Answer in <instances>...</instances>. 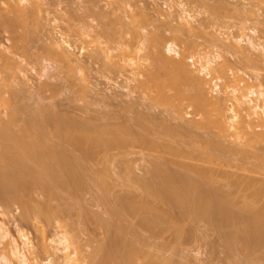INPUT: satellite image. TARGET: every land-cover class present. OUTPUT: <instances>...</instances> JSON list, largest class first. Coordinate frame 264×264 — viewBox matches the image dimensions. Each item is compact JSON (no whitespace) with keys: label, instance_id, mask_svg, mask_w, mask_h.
<instances>
[{"label":"bare ground","instance_id":"1","mask_svg":"<svg viewBox=\"0 0 264 264\" xmlns=\"http://www.w3.org/2000/svg\"><path fill=\"white\" fill-rule=\"evenodd\" d=\"M0 1H1L0 2L1 5L3 3V5L0 6L2 7L0 8L1 9L0 25L2 22V25L6 24L9 27V25L13 23V22L11 23V21H15V20L17 21L20 19L17 22L21 21L20 25L21 23H23L22 26H19L22 29L21 31H19L22 32L21 36L23 37L26 34L24 36L26 37V39L28 37H32L29 36L30 33L29 34H27L28 32L26 33V30L23 28V25L25 26L26 24V26H28L27 25L28 22L31 23L29 21L30 18L32 19L31 21H33V24L34 21H36L34 19H36V12L39 8V5L37 4L38 2H36L38 0H0ZM255 1H256V6L258 7L264 5V0H255ZM184 6L185 5L182 3L178 4V7L181 9L180 14L182 15L180 17L179 14L178 19L185 21L187 24L189 23L191 24L190 21L193 20L194 16L191 14L190 11H187ZM217 8H219V6ZM220 10L217 11L216 9L215 11L211 12L209 9L206 10V12L209 11V16L211 17V19L223 20L226 18H230L229 15L227 16V14L226 15L221 14L222 11ZM14 16L17 17V19ZM13 17L15 18V20L13 19ZM16 21L15 23H17ZM2 25L0 27H2ZM7 26H5L4 29ZM23 29L25 30V32H23ZM174 29L175 31L172 33L173 34L172 37L176 40L181 39L182 41L184 35L190 34L191 36L193 34L192 32L191 34L187 30H184L186 28L184 27L183 29L182 24H179L178 27H175ZM243 29L244 30L246 29L247 31L253 34H255L257 31V29L254 27L242 28L241 30ZM10 31L11 34L13 31L12 30ZM23 33L25 34L23 35ZM155 33L156 35L153 34L152 36L151 34L150 35L151 37L148 34L149 39L148 41L146 40L147 42H149V46L148 44H146L148 46V48L146 46L148 50L145 49L147 52H145V54L141 56L144 59V64L139 63L137 61L134 64H132L133 60L132 61L129 60V63L133 65L132 68L133 67H135V69L140 67L143 68V71H141L140 68V71L144 72L141 73V75L144 76V79L141 78L140 79L141 81L139 82V88L141 89V92L142 91L145 92L147 96L151 98L150 100L154 101V103H157L162 107L164 106L167 109V111L169 110V112L172 115L171 118L174 117L173 119L178 118V120L181 119L180 121H183L182 112L185 110V108L193 109L194 112L198 111L199 116L201 115L200 116L201 118L200 117H199L200 119L198 118L199 120L197 119L190 120L188 124L185 125L184 123L183 126H180L181 128L179 127V129L188 131V133L193 129L196 130L197 128H199V130L204 129L205 131L211 130L213 131L212 133L215 136V137L213 136L214 137L213 138L211 137L213 135L212 133L210 134L209 131L205 133V131L202 130L206 134L207 138H209L207 135L209 133L210 138L207 139L205 136L204 139L206 138L207 140L204 141L201 138L199 142L196 141V139H193L192 136L190 137V134L189 136L187 135L189 137L188 139L192 138L191 139L192 142L196 141L199 142L200 144L201 142H205L203 143L204 145L203 144L198 145L199 143L193 144L190 140L188 141L186 136L187 143L190 142L193 144V145L186 144L187 146L191 148L194 147L193 148L194 150H200L201 147L203 146L202 149L204 150L201 153L203 154L202 155L203 159L202 161L201 159H198L199 164L198 163L179 164L178 159L188 158L191 160H195V158L193 157L189 158L190 152L186 153L185 150L180 151L179 149L182 148V145H180L181 148H177L178 146L177 147L175 146L174 149L171 147L172 146L171 144L170 147L168 145L162 144V147L163 148L165 147L164 148L165 152L168 151L166 154L171 153L172 155L171 158L173 157L175 158V156L177 157V160L174 162V164L183 167L182 169H184L183 170L184 173H180L179 176H178L179 174L178 172H177L178 174L176 175L175 173L176 171H174L173 173L170 172L169 174L168 172L169 168L168 170H166V166H165L166 163H170V162L172 163V161H174L176 158L175 159L173 158L174 160L172 159L170 161L167 160L168 162L167 161L164 162L161 153L158 152L164 150L163 148H160L161 150H159L161 144L157 142V140L163 139L164 141L168 138L170 140L171 139L180 140V139H176L179 137L180 130L177 129L178 127L174 128V125L172 126L174 129H171L172 127L170 128V126L168 127L167 125H164L166 127L163 128V124H162V130H160V132L156 129L157 132H159L157 134L155 133L156 131L155 129H154L155 131L152 130V128L154 127L149 126L151 128V131L149 130L150 128L146 124L147 118L145 119L143 118L144 116L142 117L141 115L136 116L137 118L139 117L138 120L135 117L137 121L135 120V118L133 119L137 123L139 121V124L141 125L140 126L135 122L137 124V125L135 124V126L136 127L139 126L138 130H140V127L145 128L140 130L141 132L138 131L136 132L137 130L136 127L134 125L132 126V122L131 124L128 122L130 125L126 123L127 119L125 120V118L124 119L122 118L123 120H125L124 123L121 122L122 125H118L117 123V126L115 125L114 127H112L111 124H108L106 122L104 124L103 123L93 124L91 123L92 122L91 120H89V122L87 119H85L84 121L83 120L79 121L76 119L73 120V118L70 119L62 118L58 115H57L58 116L57 119L52 120V117L53 119L54 116L56 118V115L55 114L53 115V111H50L52 113H49L48 115L49 111L47 110L48 111V112L46 111L47 113L42 112L44 115L41 113V116H39L40 113L38 112L42 111V110L40 111V109H38L37 111L33 110L32 113L31 109L30 108L28 109L27 105L25 104L24 105L26 107L24 106L20 108H19L20 105L14 104V106H12L13 103L11 104L9 102V98L7 99L3 98L2 96L3 91L0 87V108L4 105H6L5 106L6 108L8 105L9 108V110L8 108L6 109L7 114H5L6 115L4 117L5 120H2L0 118V204L1 206L2 207L5 206L7 209V207L8 208L10 207V204H12L13 206L16 204V206H18V208L21 211L20 216H22L25 220L28 219L36 220L37 222L40 223L39 227H43L44 225L49 226V224L52 223L53 220L56 221L57 219L58 221H60V219L63 217L62 214H63V209H65L64 207H66V210L64 211H68L70 210V208H72L69 206H73L74 204L80 203L79 201L81 200L80 197L83 190L86 189L88 190L90 187H94L99 192L97 199L98 202L103 206L104 213L107 216L104 219L101 216L94 214L91 211L89 212L84 208L83 210L81 209V211H83L81 217H80L81 212L79 210H78L79 213L76 212L77 213L76 216L78 217L76 218L78 220L81 219L78 222V224L83 226L85 230H88V226H92L93 229L100 228L103 229L105 232V240H104L105 243L102 242L103 244H101V246L92 249L90 255L88 256L87 263H85V260L83 258L79 257L77 249L75 248L72 249V245H71L72 243L70 242V240L72 241V239L68 237L65 231L66 229L64 230L61 229V231L54 234L53 238L49 240L51 244H54L53 252H51L50 255L48 254V257H46V260L42 264H172L170 260L146 250V248L150 247L151 245L149 244L146 236L144 235V233L146 232L149 233L151 237L156 238L159 237L160 234L164 232L167 227H170L172 228L173 237L175 240H179L184 235L186 236L189 235V237L194 236L195 235L194 228L191 229L177 228L176 221L174 220V217L171 214V208H175L178 211H180L182 216L187 218L190 222L193 223L198 221L207 222L211 227V229L220 236L225 246L226 257L228 260L233 262L235 260L234 257L237 254H241V256L243 257L242 260L239 261V263L238 261L236 263L235 260L234 261L235 264H250L251 261L254 260H257V262H259L260 264H264V180L261 179L258 180L250 175L245 174L244 176L242 175V177L241 175L239 177H235L237 180L229 181L231 174L228 173L229 175L228 176L226 175L227 174L226 172H224L223 174L219 170L222 167L221 163L223 162V160L226 161L224 162L226 164L230 163L229 161H231V159L229 160V158L230 155H232L233 153H235L234 155L237 156L239 154H240L239 156L244 154L243 153L244 151H242V149L240 152L239 149L236 147H234L235 151H233V149L231 148H233L234 145H232L230 150L229 149L226 150V147L228 145L225 147L224 143L226 142V138H227L226 136L230 135V132H228L229 128H231L230 130L233 129L232 131H234V133L232 134L235 135L233 136L236 139L239 138L238 140H241L243 138L242 139L243 141L245 138L244 141L245 142L249 141L250 143H253L252 146L254 145L255 147L261 145L264 146V134L262 133L260 134L259 132L260 130L257 131L256 128V126L264 127L262 126V124L264 123L262 124L260 123L264 121V119L259 120L260 116L256 117L257 115L254 114V111L257 109L259 105L258 103L256 105L255 104L252 105V102L254 100L251 99L253 97H255L254 99L256 100L264 99V90L255 91L254 88L250 89L249 92H247L248 94L244 95V97L241 98V100H243L244 103L240 100V97L238 99L235 95L233 96L234 99L236 100L238 99L239 103H236V105L238 104L236 106L238 108V111L239 108L241 107L243 111L247 110L245 114L246 113L248 114V115L247 114L243 115L242 116L243 118L240 119L241 121L237 120V125H234L236 123L234 122V124L232 125L235 128H233V126L230 124L231 122H229L232 121V119L229 120L228 116L230 114L227 111L228 109L227 110L225 109L227 106L225 107V103H223L226 101L224 100L222 101L221 96L220 97L218 96L220 99L219 98L216 99V97L214 98V96L212 97V95L210 96L209 93H207L208 91L207 90L208 88H206L207 82L205 83L204 82L205 80L201 78L199 74L198 77L197 74L193 71L194 69L191 70L192 67H190V65L187 64L188 62L185 61L184 59L185 55L183 56L182 54L181 55L182 58H181L177 50L178 48L177 45H175L172 42L167 44H164L165 42H163L165 46L162 47L163 44L161 43L162 42L161 41L162 39L160 38L161 35L159 36V33L157 31ZM32 35L34 36V34ZM14 36H12L11 38H13ZM22 37L21 39L20 38L17 39L16 36L14 37V39L18 41L24 39V37L23 38ZM243 37L245 38L243 39ZM245 40H246L245 43L247 49H250L251 51L253 50L252 52H258L259 56H261V54H264V44L260 42H254L252 38H250V36L241 35L240 37H238V39H235V42L239 44L240 42ZM12 42L15 43L13 39ZM29 42L30 41L28 40L27 44ZM20 43L19 45L21 46L22 44ZM216 43L217 44L214 43L215 45L214 44L213 45L218 49L224 50L227 53H231V56L236 55L240 57V60L242 57V59H245L248 62H250L251 58L249 57L248 59V57L245 56L246 51L240 49L236 45L235 47L234 43L224 44L223 42L221 44L220 41ZM192 44L193 43H191V45ZM71 48L72 46L68 43L67 40L63 38H59V40L53 42L51 41L50 44H48L47 46L45 45L43 48L44 49L43 52H45L46 57L48 56L50 61L56 63L57 67L73 70L74 66L73 68H71L72 67L71 65L77 63L78 61L77 59L72 57L70 53ZM140 48H138V50ZM241 50H243L244 52H242ZM109 52L110 51H105L104 53L107 54ZM165 52H167L168 54L172 53L173 55H176L178 59L175 60L173 58L174 59L173 60L171 59V57H167ZM249 53L247 52V54ZM220 57L221 56H219V53L218 54L216 53L214 56L215 60ZM258 61L259 60H257V62ZM109 63L110 65L112 64L111 62H108V64ZM250 63L254 64L255 62L254 60H251ZM14 64L15 63L13 62V59L9 55L8 56L7 54L5 55L4 52L0 53V66L3 69L7 70L5 72L8 73L10 77H11V71H13V68H15ZM211 64L212 61H207L202 65L199 64L200 67L201 66L202 67L200 68L198 66L200 70H198L197 72L199 71L207 72V69ZM224 64L223 67L225 66ZM261 64L264 63H262L261 61ZM217 69H219V67H217ZM43 71L45 70L43 69ZM69 74L71 77V74H73V72ZM223 76L224 74L221 77ZM254 76H256V78L259 79V73L254 74ZM6 78L2 77L0 81L2 82ZM5 81L7 80H4V82H2L4 83V86H6ZM233 81L236 80L232 79V82ZM259 84L257 85V87L259 86ZM41 85L43 89L44 88L47 89L48 85L51 86L50 84L47 85L44 82L42 84L40 83V86ZM236 86L237 85H235L234 89L230 91L232 93L235 92L237 95L240 94V92L239 93L236 92L235 89ZM215 87L217 86L215 85ZM237 88H241V86ZM48 90L49 89H47V91ZM52 90L53 88L51 87V91ZM238 90L240 91V89ZM220 94H223V91ZM227 94H230L228 93V90H227ZM17 96L18 95H16V97ZM16 99H19V97ZM16 101L15 103H18ZM241 105L244 106V108H242ZM231 109L232 108L230 107V110ZM45 110L46 109H44V111ZM35 111L37 115H34L36 114L34 113ZM250 111H253V114L256 115L253 117V119L255 118L256 122L259 124V125L255 124L256 125L255 127L253 125L255 121L252 123L253 119H249L251 120V122H249V120L245 122L246 119L244 118V116H246V118L247 116L248 118L250 116H253L252 112ZM1 112L2 111L0 109V113ZM22 114L26 115L27 118ZM21 115L24 116L25 119ZM236 115L237 114H235L231 118H234ZM59 117L60 120L58 119ZM141 117L142 119H140ZM43 118L44 119L47 118L48 120L51 118V120L49 121H53L51 122V124L53 123L52 126L55 127L53 128V130H55L56 132H53L52 138L49 136L46 130L49 121L46 120V122H48L46 124L45 120L43 122L42 120ZM127 118L128 120L131 119V118L129 119V117ZM65 119L66 121H64ZM143 119H145V122L142 121ZM18 121L21 122L20 125L21 128L18 129V131L13 130L12 127L14 126L15 128L16 124L19 123ZM144 124L146 125V127L144 126ZM180 124H182V122ZM131 126L135 127L136 130ZM130 129H132L134 133L136 132L135 135L133 132L131 133L132 130ZM144 130H145L144 132L145 136L144 133H142ZM137 133L139 137H137L138 136ZM146 133H148L149 135H146ZM152 134H156V136H154L155 140H153V138L151 139V137H153ZM146 136H149L150 139ZM237 136L239 137L237 138ZM179 138H181V136ZM52 139L55 140L52 141ZM136 139L139 142H142V144H144L149 150H151L152 152L154 151V153L156 152L155 150L157 149V155L158 153H160V156L158 157L159 158L161 157L162 163L160 162L161 160H159V158L157 159V156L155 155V161L153 160L155 164L152 165L154 166V169L151 168V170L153 169L152 170L153 174L150 172L151 174L150 176H148L150 178L148 177L146 178V176L145 177L134 176L135 178L130 177L127 172L128 168L125 169L126 166L123 167L124 169L122 170L123 172L121 171V175L125 174V176L124 175L122 176L128 183L127 186L132 188H137L140 191V193H142L143 195L139 198V196L128 192L125 194L121 193L119 196H113L111 193L112 187L110 182L108 181L109 170L106 166L108 162V158L106 156H108V154L113 150L124 149L129 144H132L133 140L134 142H136L137 141ZM213 139L215 140L213 141ZM249 142L248 145L250 144ZM167 143H169V141ZM158 144H160V146H158ZM184 144L183 146L185 148ZM245 144L247 145V143ZM214 146L217 147L218 149L214 148ZM262 146L260 148H262ZM224 147H225L224 151L228 154L229 158L227 157V155H224V153H222L224 151L221 152L220 150ZM217 150L220 151V154L222 156L218 153ZM182 151H184L185 154ZM165 152L163 153L165 154ZM101 154L104 156L100 157ZM246 155L247 154L245 153V155L241 156V158L243 157L242 159H246L247 157H244ZM224 156L225 159H223ZM252 157L255 158L257 162L259 161L257 166H255L257 168L253 169L254 172L264 171V152H261L259 154L255 153L253 154ZM102 158L104 161L103 167L101 169H94L95 161H99ZM156 159L157 162L159 161L158 163L156 162ZM215 161L216 162L220 161L219 163L218 162L217 163L220 164L221 167H219L220 165H218ZM239 168L241 169L243 168L242 169L243 171L245 170L244 167H239ZM218 170L222 173L221 175L223 176L219 175L220 173H218ZM253 170L251 172H253ZM247 171L249 170H245V172ZM128 176H129V180H128ZM217 176L219 178L221 177V179H219ZM155 201H158L161 204H165L168 207V209L166 210L159 209L157 204L153 203ZM70 212L72 213V210H70ZM67 213L69 214V211ZM62 227L66 228V226L61 223L60 228ZM40 231L41 230H39V232ZM17 233L19 234L21 244H17L16 240L7 241L6 239L9 233L8 231H6V228H4L3 225L0 223V241L2 242L7 241L4 244L6 247L3 246V249L0 248L1 249L0 264H30L29 263L30 259L26 256L27 253L26 251L29 249H27L26 251L24 250L25 247L31 248L29 247L30 242H28L27 236L24 233H22L21 231H18ZM39 235L40 236L37 242V247L43 252L47 253L45 236L42 231L40 232ZM164 248L165 247L163 245L156 246L157 250H162ZM51 256L54 258H52ZM53 259L54 260L56 259L58 262L54 263L52 261ZM32 262L33 264H40L37 263L36 258L32 259Z\"/></svg>","mask_w":264,"mask_h":264},{"label":"rangeland","instance_id":"2","mask_svg":"<svg viewBox=\"0 0 264 264\" xmlns=\"http://www.w3.org/2000/svg\"><path fill=\"white\" fill-rule=\"evenodd\" d=\"M36 2H38L37 4L39 5V8L36 12V19H34L36 21H34L33 24V21H31L32 19L30 18L29 21L31 23L27 21L28 26H26L25 24L26 28L23 25V28L26 30V33L27 32H28L27 34L30 33L29 36L32 37H28L26 39V37H24L26 34L23 33V35L25 34L23 36L25 40L22 39L17 41L16 39H14V37L16 36L17 39L19 38L21 39L22 32L19 31H21L22 29L19 26H22L23 24L21 23L20 25L21 21L17 22L20 19L16 21L15 18L17 19V17L15 16H14L15 18L13 17V19L17 23H15V21H11V23L13 22L12 23L13 25L10 24L12 26L9 25L8 27L6 24H3L4 25L3 26L1 22L3 28L0 27V53L4 52L5 55L6 54L7 56L9 55L13 59V62L15 63L14 64L15 68H13V71H11V77H10V75H8V73L5 72L7 70L3 69L0 66V70H2L0 71V79H2V77L6 78L8 76L6 79H4L7 80L5 81L6 86H4V83H2L4 82L3 80L2 82L0 81L1 82L0 84H3L0 85V87L3 91L2 94L3 98L5 99L9 98V102L11 104L13 103L12 106H14V104L20 105L19 106L20 108L27 105V108L28 109L30 108L32 113L33 110L37 111L38 109H40V111L41 110L42 111L38 112L40 113L39 116H41L42 112L44 113L47 110L49 111V112L47 111L48 115L49 113H52L50 111H53V115L55 114L56 118L54 116V119L52 117V120L57 119L58 116L66 119L73 118V120L76 119L79 121L82 120L84 121L85 119H87L88 122L89 120H91L92 122L91 121L90 122L93 124L94 123L104 124L106 122L108 124H111L112 127H114L115 125L117 126V123L118 125H122L121 122L124 123L126 119L128 120L127 117L131 119L128 121L126 120V123L129 122L131 124L132 122V126L133 125L135 126V124L137 123L136 121L139 119V117L137 118L136 116L141 115L142 117L144 116L143 118L145 119L147 118L146 124L148 125V127L149 126L154 127L152 128V130L157 129L159 132L160 130H162V124H163V128L166 127L164 125H167L168 127L170 126V128L174 125V128L178 127L177 129H179V127L183 126L184 123L185 125L188 124L190 120L193 119L199 120L201 118L200 117L201 115L199 116L198 111L194 112V110L190 108H185V110L182 112L183 115L182 117L184 122L180 121L181 119L178 120V118L177 119H173L174 117L171 118L172 115L169 112V110L167 111V109L164 106L162 107L161 105L154 103V101H151L150 100L151 98H149V96H147V94L143 91L142 94L141 89L139 88V82L141 81L140 79L141 78L144 79V76L141 75V73H144L141 72L143 71V68L140 67L141 71L140 68H136V69L135 67L132 68L133 65L129 63V60L131 61L133 60V63L131 62L132 64H134L136 61L144 64V59L141 56H143L145 52H147L146 50H148L147 49L149 46V42H147L149 39L148 34L152 32L151 33L152 36L153 34L156 35L155 33L156 31L159 33V36L161 35L160 38L162 40L161 39L160 40L162 42L161 41L160 42L162 44L163 42H165L164 44L172 42L175 45H177L178 47L177 50L180 56L182 54L183 56L185 55L184 56L185 58L184 57L183 58L185 59V61L188 62L186 63L190 65V67H192L191 70L194 69L193 71L197 74V76L199 74L200 77L203 78L205 81L203 79L202 80L205 83L207 82L206 88H208L207 90L209 91L208 92L206 90L207 93H209L210 96L212 95V97L214 96V98L216 97V99L221 96L222 101L223 100L226 101L223 103H225V107L227 106L225 109L226 110L228 109L227 111L230 114V115L228 114L229 120L232 119V121H229L231 122L230 123L231 125L234 124V122H236L234 125H237V120L241 121L240 119L243 118L242 116L247 114V113L245 114V112L247 111L245 110L246 107L244 109L245 111H243L241 107L239 108L238 111V108L236 107L238 105V104L236 105V103H239L238 102L239 97L241 100V98H243L244 95L248 94L247 92H249V90L253 88L255 91L264 90L262 89L264 88V64H261V61L262 63H264V54H261V56H259L258 52H252L253 50L251 51L250 49H247L245 43L246 40L240 42L239 44L235 42V39H238V37H240L241 35H247L250 36V38H252L254 42H260L264 44V5H261L260 7L256 6L255 0H38ZM179 3L184 4L186 10L190 11L191 14L194 16L193 20L190 21L191 24L190 23L187 24L185 21L178 19L179 14L181 13L180 11L181 9L178 7ZM2 5L0 4V6ZM218 6L219 8H217ZM209 9L211 12L215 11L216 9L217 11L221 9L220 10L222 11L221 14L223 15L227 14V16L229 15L230 18H226L223 20L211 19V17L209 16V11L206 12V10ZM181 16L182 15L180 14V17ZM179 24H182L183 29L184 27L186 28L184 30H187L189 33L191 32L193 33V34L191 33L192 34L191 36L190 34L184 35L183 37L186 38L185 39L182 38V41L181 39L176 40L172 37L173 36L172 33L175 31L174 28L178 27ZM5 26L7 27L4 29ZM250 27H254L257 29L255 34L250 33L246 29L241 30L242 28H250ZM8 29L12 30L13 32L10 34L11 31ZM24 29L23 32H25ZM31 33L34 34L35 37ZM151 34H149V36ZM11 35L12 36L15 35V36L11 38L12 37ZM59 38H63L67 40L68 43L72 46L70 53L72 57L77 59L78 61L77 63L71 65L72 66L71 68H73L74 66L73 68L74 71L66 68L57 67L56 63L50 61L48 56L46 57L45 52H43L44 50L43 48L45 45L47 46L48 44H50L51 41L53 42L59 40ZM244 38L245 37H243V39ZM12 39L13 41H15L16 44L17 43L18 44L16 45L15 43H13ZM28 40L30 42L27 44ZM214 40L216 42L220 41L221 44L223 42L224 44L225 43L233 44L235 42L234 46L236 45L240 49H243L244 51H246L245 52L246 54L247 52L248 53L250 52L251 54L254 53L252 55L250 53H249L250 55L245 54V56H247L248 59L250 57L251 58L250 62L251 60H254L256 64L250 63L247 60L242 59V57L240 60V57L236 55L231 56V53H227L224 50L218 49L217 47L214 46L215 44H217ZM22 41L24 44L22 43ZM19 43L22 45L20 46ZM191 43L193 44L191 45ZM146 44H148V46ZM164 44L162 45V47L165 46ZM138 48H140L141 51L140 49L138 50ZM104 50L110 51L109 53H107L108 56L107 54L104 53L105 52ZM243 50L241 51L244 52ZM165 53L167 57H171V59L173 58L175 60L178 59L177 56L173 55L172 53L171 54H168L167 52ZM216 53L217 54L219 53V56L221 57L215 60L214 56ZM206 60L212 61V64L209 65L206 72L210 76L209 79H206L203 75H201V71L197 72L202 67V66L200 67V65L207 62ZM257 60H259L260 62L259 61L257 62ZM245 61L247 62V64ZM108 62H111L113 66L112 64L110 65V63L108 64ZM223 64L225 65L224 67ZM217 67H219V69H217ZM43 69L45 71H43ZM72 72L73 74H71L70 77L69 73ZM222 72L224 74L223 77L225 81L223 80V77H221L223 75ZM256 73H259V79H257L256 76H254V74ZM253 76L256 78V80ZM212 79L217 80L218 82L217 87L219 89L216 87L213 88L211 82ZM232 79L236 81L232 82ZM43 82L46 83L47 85L48 84L51 85V86L48 85L47 87V89H49L48 91L46 88L43 89L42 85L40 86V83L42 84ZM258 84L259 86L257 87ZM235 85H237L235 88L236 92L237 93L240 92V94L236 95L235 92L234 93L231 92L234 89ZM239 86H241V88H237ZM51 87L53 88L52 91H51ZM225 88L228 90V93L230 94H227V90ZM238 89H240V91ZM222 91L223 94H220L222 93ZM15 94L18 96L16 97ZM234 95L238 98L237 100L234 99L233 97ZM18 97L19 99H16ZM254 98L255 97L251 98L252 100H254L253 102H255V103L252 102V105L253 104L256 105L257 103L259 105V106L257 105L258 107L254 111V114H256L257 116L253 114V111H250L252 112L253 116H250L252 118L250 117L248 118V116L246 118V116H244V118L246 119V121L244 119L245 122H247V120L249 119H253L254 116L256 117L260 116L259 120L264 119L262 118L264 117V107H262L264 106V99H258L260 100L258 101ZM15 101L18 103H15ZM241 101L243 102V100ZM5 106L6 105L0 108L2 111L0 113V118L2 120H5L4 117L6 116L5 114H7L6 109L8 108V105L7 108ZM230 107L232 108L231 110ZM242 108H244V106H242ZM44 109L46 110L44 111ZM36 111L34 113H36ZM235 114H237L236 115L237 117L235 116L236 118L235 117L231 118ZM34 115H37V113ZM24 116L26 117V115ZM60 117L58 118L59 120ZM135 117L137 118V120ZM142 117L140 119H142ZM122 118L123 119L125 118V120H123ZM134 118L136 121L133 120ZM66 119L64 121H66ZM145 119H143L142 121L145 122ZM42 120L43 122L44 120L46 122V120L49 121L51 120V118L49 120L47 118L45 119L43 118ZM254 121L256 122L255 118L252 120V123ZM51 122L53 121H49V123L46 122V124L48 123L46 130L49 136L52 138L53 132L56 131L53 130V128L55 127L52 126L53 123L51 124ZM181 122L182 124H180ZM249 122H251V120H249ZM255 122L253 124L254 127L256 125H259L257 122L256 123ZM260 123L262 124L264 123V121ZM137 124H139V121ZM20 125L21 122L17 123L15 128L14 126L12 127L13 130L18 131V129L21 128ZM144 126L146 127L145 124ZM262 126H264V124H262ZM135 127L132 128L135 129ZM138 127L139 126L136 127L137 130L135 129L136 132L137 131L141 132L140 130L145 129L140 127V130H138ZM174 128L172 127L171 129ZM233 128L235 127L233 126ZM256 128L257 131L260 130L259 131L260 134L261 133L264 134V127L256 126ZM197 129L196 130L193 129L189 133L188 131L179 129L180 130L179 137L181 136V138L179 137L178 138L175 137V138L180 140H173V139L170 140L169 138H168L169 140L166 139L164 141L163 139L157 140V142L161 144V146L160 144H158V146H160L159 150H161L160 148H163L162 144L168 145L169 147L171 144L172 148H174L175 146L176 147L178 146L177 148H181L180 145H182V148L179 150L180 151L185 150L186 153L190 152L189 158L193 157L195 158V160L182 158V159H178L179 162L178 161L177 162L179 164L180 163L199 164L198 159H201V161L203 159L202 157L203 154H201L202 151L204 150L202 149L203 146L201 147L200 150H194L193 149L194 147L191 148L187 145H190L192 143L198 144L201 138L204 141L209 139L210 138L209 133L207 134L209 138H207L205 133L209 131L211 134L213 131L211 130L205 131L204 129H202L205 131L204 133V131L199 130V128ZM230 129L231 128H229L228 131L230 132V135L226 136L227 137L226 142L224 143L225 147L228 145L226 147V150L227 149L230 150L232 145H234L233 148L231 149L235 151L234 147H236L239 149L240 152L242 149V151H244L243 152L244 154H242L241 156L245 155L246 153L247 155L244 157L247 158L242 159L243 157L241 158V156H239L240 154L237 156L234 155L235 153H233L232 155L229 154L230 155L229 158L228 154L224 151L225 150L224 147L220 150L221 152L224 151L222 153H224V155H227V157L229 158V160L231 159V161H229L230 162L229 164L224 163L226 162L225 160H223V162L221 161L222 167L220 164H218L220 161L219 162L217 161L218 163L215 161L218 165H220L219 167H221V169L219 170L223 174L224 172H226L227 173L226 175H228V173L232 175V176L230 175L229 181L237 180L235 177H239L240 175L242 177V175L244 176L245 174L250 175L258 180L259 179L264 180V171L254 172L253 169L257 168L255 166H257L259 161L257 162V160H255V158L252 157L253 154L255 153L259 154L261 152H264V150H261L264 149V146L261 145L262 148H260L261 146L255 147V145L252 146L253 143H250L248 141L250 143L249 146L248 142L244 141L245 138L243 140L244 142L242 141L243 138L241 140H238L239 136H237L238 139H236L234 137L235 135L232 134L234 133V131H232L233 129L232 130ZM149 130L151 131V128ZM157 130L155 131V133L158 134L159 132H157ZM132 132L133 130L131 131V133ZM144 132L145 130L142 133ZM189 134L190 137L192 136L193 139H196V141L199 142L196 141L192 142L191 140L192 138L188 139ZM146 135L149 134L146 133ZM152 136L153 137L150 136L151 139L153 138V140H155L154 136H156V134H152ZM186 136L188 141L190 140L192 143L190 142L187 143ZM205 136L207 139L206 138L204 139ZM213 136L214 134L211 137ZM137 137H139V135ZM146 137L149 138V136ZM54 140L52 139V141ZM134 140L132 141L133 143L131 142L132 144H129L124 149L113 150L108 154V156H106L108 158V162L106 166L109 170L108 181L111 184L112 187L111 193L113 196H119L121 193L125 194L128 192L139 196V198L143 195L142 193H140V191L137 188H132L127 186L128 183L122 176V175L125 176V174L121 175V171L124 169L123 167L126 166L125 169L128 168L127 172L130 177L135 178L138 176L139 177L146 176L147 178L148 176H150L151 173L153 174L152 170L154 169V166L152 165L155 164L154 163L155 155L157 156L158 159L159 158L158 156H160L161 153L164 162L167 160L170 161L174 158V157L171 158L172 157L171 153H169L170 155L166 154L168 151L165 152L164 149L165 147L163 148L164 151H158L160 153H158L157 155V149L155 150L156 152L154 153V151L152 152L151 150H149L144 144H142V142H139L137 139H136L137 141L134 142ZM214 140L215 139H213V141ZM166 141L167 142L169 141V143H167ZM203 143L205 142H201V144L199 143L198 145H202ZM245 143H247V145ZM183 144L185 145V148ZM214 148L218 149L215 146ZM163 152H165V154ZM182 152L184 153V151ZM218 153L220 154V151H218ZM102 156L104 155L101 154L100 157ZM175 158H174L175 160L173 159L174 161H172V163L171 162L166 163L165 166H166V170H168L169 168L168 170L169 174L170 172L173 173L174 171H176L175 172L176 175L179 173L178 174L179 176L180 173H184L183 172L184 169H182L183 167L174 164V162L177 160L176 156ZM223 159H225V156ZM159 160H161L160 162L162 163L161 157L159 158ZM103 164H104L103 158L99 161H95L94 169H101L103 167ZM239 167H244L245 170H249L250 172L249 171L245 172V170L244 171L242 170L243 168L241 169ZM151 168L153 169L151 170ZM219 170H218V173H220L219 175L223 176L221 175L222 173ZM252 170L253 172H251ZM129 176H128V180H129ZM219 179H221V177ZM98 195L99 192L94 187H90L88 190L87 189L83 190L80 197L81 200L79 201L80 203L74 204L73 206H69L72 207L70 208V210H72V213L70 212V210H68L69 211L68 214L67 213L68 211H64L66 210V207H64L65 209L62 208L63 217L61 215L62 218L60 219V221H58L57 219L56 221L53 220L52 223L49 224V226L44 225L43 227H39L40 223L34 219L25 220L22 216H20L21 211L18 208V206H16V204L14 206L10 204V207L9 208L7 207V209L5 206L4 208L0 204V223L3 225L4 228H6V231H8L9 233L6 240L7 241L16 240L17 244H21L19 234L17 233L18 231H21L27 236L28 242H30L29 247L31 248L25 247L24 249L25 251L27 249L30 250V251L29 250L26 251L27 252L26 256L30 259V262L29 261L28 262L30 264H33L32 259L36 258L37 263L42 264L46 260V257H48V254L50 255L51 252H53L54 244H51L49 240L53 238L54 234L61 231V229L62 230L66 229L65 231L68 237L72 239V241L70 240V242L72 243L71 244L72 249L74 248L77 249L79 257L83 258L85 260V263H87L88 256L90 255L92 249L101 246V244H103L102 242L105 243L104 241L105 232L103 229L100 228L93 229L92 226H88V230H85L83 226L78 224V222L81 220L80 217L83 212L81 211V209L83 210V208L88 210L89 212L91 211L92 213L101 216L104 219L107 217L106 214L104 213L103 206L98 202L97 199ZM153 203L157 204L158 208L161 210L168 209V207L165 204H161L158 201H155ZM78 210L81 212L79 217L80 220H78L77 219L78 217L76 216V214L79 213ZM171 214L174 217V220L176 221L177 228H183V229L194 228L195 235L192 237H189V235L187 236L184 235L179 240H175L173 237L172 228L170 227H167L166 230L162 232L159 237L156 238L151 237L149 233L145 232L144 235L146 236L147 241L151 245L150 247L146 248L147 251L158 254L159 256L170 260L172 264H235L234 263L235 260L236 263L237 261L239 263V261L242 260L243 257L241 256V254H237L234 257L235 260L233 262L227 259L225 246L220 236L211 229V227L207 222L204 221H198L194 223L190 222L187 218L182 216L180 211H178L175 208H171ZM61 223L64 224L66 228L65 227L60 228ZM39 230H41L45 236L47 253L43 252L37 247V242L40 236L39 234L41 232V231L39 232ZM7 241H3L4 243L0 241V244H2L0 245L1 249H3V246H5L4 244ZM157 245H163L165 248L162 250H157L156 249ZM52 261L54 263L58 262L56 259L55 260L53 259ZM250 264H260V263L257 262V260H254L251 261Z\"/></svg>","mask_w":264,"mask_h":264},{"label":"built area","instance_id":"3","mask_svg":"<svg viewBox=\"0 0 264 264\" xmlns=\"http://www.w3.org/2000/svg\"><path fill=\"white\" fill-rule=\"evenodd\" d=\"M201 75H203L206 79L210 78L209 74H207L206 72L201 71ZM211 82H212L213 88L215 87V85L218 86V82L216 79H212ZM216 88H218V87H216Z\"/></svg>","mask_w":264,"mask_h":264}]
</instances>
